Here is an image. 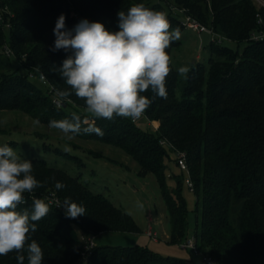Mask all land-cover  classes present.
<instances>
[{
    "label": "trees",
    "instance_id": "trees-1",
    "mask_svg": "<svg viewBox=\"0 0 264 264\" xmlns=\"http://www.w3.org/2000/svg\"><path fill=\"white\" fill-rule=\"evenodd\" d=\"M138 3L165 13L169 31L186 28L181 11L210 29L215 39L208 63L193 65L182 86L171 63L165 81L168 98L153 99L150 90L142 94L153 100L143 116L159 124L156 134L142 131L133 119L108 121L84 115L82 120H91L104 135L77 136L123 150L140 166L141 176H155L168 211L172 244L188 239L189 220L181 180L175 190L166 185L170 155L165 145L173 152H185L197 196L198 254L216 264H264V6L256 0H0V111L22 112L49 124L85 109L74 94L71 103L59 108L56 104L57 90L68 88L58 68L70 54L52 51L57 19L65 16L67 30L86 19L115 32L117 13ZM224 41L239 48L225 46ZM180 45L179 40L171 44L166 50L170 57ZM13 61L24 71L14 68ZM30 162L32 175L44 186L25 193L26 203L20 208L30 210L34 198L51 208L28 241L34 239L42 248V264H193L140 247L98 245L88 252L83 237L137 232L136 222L80 178L45 160ZM56 182L66 187L57 190ZM53 194L52 200L70 197L82 203L86 215L66 218L64 209L49 199ZM75 225L83 231L81 239L74 236ZM0 264H17L16 253L0 256Z\"/></svg>",
    "mask_w": 264,
    "mask_h": 264
},
{
    "label": "clouds",
    "instance_id": "clouds-1",
    "mask_svg": "<svg viewBox=\"0 0 264 264\" xmlns=\"http://www.w3.org/2000/svg\"><path fill=\"white\" fill-rule=\"evenodd\" d=\"M118 31L105 29L100 22L81 20L73 30L65 27V16L58 17L52 51L70 53L58 68L61 79L68 86L57 90V107L71 103L74 94L84 101L85 110L95 119L113 121L116 117L140 119L153 100L143 93L151 91L154 97L168 98L166 78L171 57L166 51L173 42L181 39V31L174 28L166 14L153 11L143 3L130 6L117 13ZM192 69L181 66L178 73L187 78ZM39 124V120L34 121ZM48 126L61 130L69 139L81 134L103 136L101 128L82 120L73 112L71 118L51 120ZM71 149L65 147L64 151ZM33 165L22 158L7 143L0 146V256L16 253L17 264H42L44 253L31 233L37 231V222L51 211L50 205L34 198L31 209L20 206L26 203L24 194H32L44 185L32 175ZM66 187L56 182L55 188ZM56 207L64 209L66 218L86 215L83 204L70 197ZM19 209V210H18Z\"/></svg>",
    "mask_w": 264,
    "mask_h": 264
},
{
    "label": "rangeland",
    "instance_id": "rangeland-1",
    "mask_svg": "<svg viewBox=\"0 0 264 264\" xmlns=\"http://www.w3.org/2000/svg\"><path fill=\"white\" fill-rule=\"evenodd\" d=\"M157 1V0H156ZM259 7L262 0H256ZM181 45L171 53L172 66L178 71L181 66L192 68L197 62L207 65L210 57V44L215 39L211 33H198L185 28L182 32ZM223 45L237 50L239 46L230 41ZM243 46L240 47V50ZM14 68H19L13 61ZM20 72L24 70L19 68ZM181 76V75H180ZM182 86L185 77L181 76ZM37 85L40 82L35 81ZM181 97V88L178 90ZM81 116L91 115L85 109L74 111ZM131 119V118H128ZM32 117L18 111H0V146L7 143L22 158L45 160L50 166L63 170L81 181L94 193L103 195L116 207L132 216L138 231L132 233H110L95 236V247H140L165 258L190 261L193 264H207L206 257L183 245L195 242L194 232L197 218V196L188 186L189 173L178 165V154L166 144L170 155L167 159L169 190L177 189L181 180L180 194L188 209L189 235L183 244L171 243V225L168 211L163 200L162 190L154 175L141 176L140 166L123 150L101 142L86 140L75 136L69 140L64 133L48 124H36ZM89 123L91 120H86ZM138 128L147 133H157V128L142 116ZM65 147L71 150L64 151ZM51 195L49 199L54 198ZM83 231L74 226V236L82 238ZM93 248V249H94Z\"/></svg>",
    "mask_w": 264,
    "mask_h": 264
},
{
    "label": "built area",
    "instance_id": "built-area-1",
    "mask_svg": "<svg viewBox=\"0 0 264 264\" xmlns=\"http://www.w3.org/2000/svg\"><path fill=\"white\" fill-rule=\"evenodd\" d=\"M181 13L183 14V22H184V25L186 28L188 29H191L195 32H198V33H211L213 34V32L208 29L207 27L203 26L202 24L194 21L193 19H191V17L185 15V12L184 11H181ZM31 77L34 78V75H32ZM43 80H45L43 77H42ZM139 119L137 120H133L134 122H138ZM165 145V143H163ZM178 154V162H177V165L178 167L182 170V171H186V172H189L188 170V164H187V154L185 152H177ZM188 186L191 190H194V185L192 183V181L190 180L188 182ZM52 202L56 203L57 200L55 199H50ZM57 208H61V207H57ZM94 238H86V237H83L82 240L86 243V250L89 252L91 251L94 246H95V241L93 240ZM184 248H188V249H192L194 250L196 253H198V250H197V247H196V243L193 242H189L187 243L186 245H183ZM206 262L207 264H216L215 260L212 259L211 257H206Z\"/></svg>",
    "mask_w": 264,
    "mask_h": 264
},
{
    "label": "crops",
    "instance_id": "crops-1",
    "mask_svg": "<svg viewBox=\"0 0 264 264\" xmlns=\"http://www.w3.org/2000/svg\"><path fill=\"white\" fill-rule=\"evenodd\" d=\"M153 124L155 125L156 128H158L159 124L156 122H153Z\"/></svg>",
    "mask_w": 264,
    "mask_h": 264
}]
</instances>
